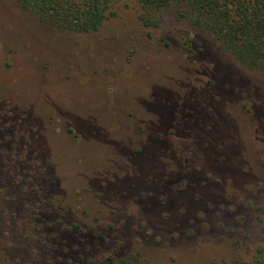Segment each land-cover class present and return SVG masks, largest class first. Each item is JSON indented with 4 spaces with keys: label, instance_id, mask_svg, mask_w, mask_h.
<instances>
[{
    "label": "rangeland",
    "instance_id": "1",
    "mask_svg": "<svg viewBox=\"0 0 264 264\" xmlns=\"http://www.w3.org/2000/svg\"><path fill=\"white\" fill-rule=\"evenodd\" d=\"M135 13L76 34L0 0V111L24 163L0 173V264L263 261L264 73Z\"/></svg>",
    "mask_w": 264,
    "mask_h": 264
},
{
    "label": "trees",
    "instance_id": "2",
    "mask_svg": "<svg viewBox=\"0 0 264 264\" xmlns=\"http://www.w3.org/2000/svg\"><path fill=\"white\" fill-rule=\"evenodd\" d=\"M17 2L26 12L37 16L52 28L76 34L99 33L107 22L116 19L128 6L134 4L136 18L145 29L159 28L166 17L186 21L212 35L222 49L240 64L264 73V0H17ZM182 37L185 40L184 45L188 46L189 33L182 31ZM6 121L8 119L4 118V113L0 111V173L3 171L12 174L17 173L24 163L20 160L16 147L13 149L8 145L11 135ZM261 254L263 256L261 264H264V252ZM129 263V259L108 256L98 264Z\"/></svg>",
    "mask_w": 264,
    "mask_h": 264
}]
</instances>
